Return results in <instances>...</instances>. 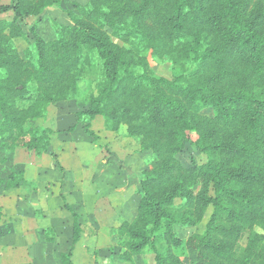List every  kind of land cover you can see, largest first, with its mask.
<instances>
[{
    "label": "trees",
    "instance_id": "16d2710c",
    "mask_svg": "<svg viewBox=\"0 0 264 264\" xmlns=\"http://www.w3.org/2000/svg\"><path fill=\"white\" fill-rule=\"evenodd\" d=\"M61 2L0 0V13L12 12L0 18V147L47 153L51 130L30 124L52 105L85 102V122L122 126L150 153L134 217L112 230L125 263L149 254L155 264H182L191 250L195 264H264V0H86L72 4L70 24H55L52 40L36 36L21 56L11 45L24 37L18 21ZM147 50L179 75L156 77ZM89 75L94 90L85 92L79 84ZM187 144L203 163L181 166ZM23 180L11 173L0 188ZM209 207L202 232L177 235ZM43 234L53 241L51 228Z\"/></svg>",
    "mask_w": 264,
    "mask_h": 264
},
{
    "label": "rangeland",
    "instance_id": "374dc122",
    "mask_svg": "<svg viewBox=\"0 0 264 264\" xmlns=\"http://www.w3.org/2000/svg\"><path fill=\"white\" fill-rule=\"evenodd\" d=\"M2 3L8 5L10 0ZM74 3L85 4L86 0H62L57 8L46 10L40 17L18 21L24 37L14 39L12 47L24 56L33 48L36 36L52 40L55 24H70L66 13ZM11 17L12 12L0 13V18ZM144 55L156 77L173 80L179 75L167 56L158 57L148 50ZM87 79L96 78L89 75L80 82V89L93 91L94 84ZM87 107L85 102H60L48 108L43 120L30 124L52 132L51 146L41 156L0 147V178L17 172L24 176L18 189L0 188V264H100L98 259L105 253L117 256L118 239L112 230L134 216L140 198L139 181L148 169L150 153L141 152L136 142L126 137L122 126L113 129L101 117L95 118L92 128L85 124L78 112ZM202 114L213 116L210 109ZM89 128L91 135L87 133ZM177 159L183 168H189L192 163H203L205 156L187 144ZM198 190L196 187L194 192ZM72 213L78 218L80 237L66 259L61 256L72 245ZM210 213L211 207L195 228H176L177 235L188 239L202 232ZM47 228L52 229V242L45 240L43 230ZM152 257L146 254L144 264H152ZM195 263L196 253L189 250L182 264Z\"/></svg>",
    "mask_w": 264,
    "mask_h": 264
},
{
    "label": "crops",
    "instance_id": "0c3cea01",
    "mask_svg": "<svg viewBox=\"0 0 264 264\" xmlns=\"http://www.w3.org/2000/svg\"><path fill=\"white\" fill-rule=\"evenodd\" d=\"M79 113V112H78ZM99 117V116H98ZM97 118V117H95ZM95 118L92 120V121H89V122H85V124H89L91 126V124L93 123V121L95 120ZM101 119L103 120V118L101 117ZM98 120V119H97ZM95 123V122H94ZM94 123L92 124V126L94 125ZM91 126V128H92ZM89 128L88 130L91 131ZM132 140V139H131ZM137 144V143H136ZM134 217V216H133ZM132 217V218H133ZM114 229V228H113ZM77 243L73 244L72 242V245L70 247V249L72 248V252L74 250V246L76 245ZM69 249V250H70ZM71 252V254H72ZM122 254V250L119 248V252L117 251V256H114L111 252L109 254L105 253L103 256H100L99 259H98V263L100 264H129V263H125L120 255ZM144 257V256H143ZM143 257L141 258H137L134 262V264H144V260H143ZM152 259V264H155L154 263V257L151 258ZM100 260V261H99ZM91 260H88L87 263H90Z\"/></svg>",
    "mask_w": 264,
    "mask_h": 264
}]
</instances>
